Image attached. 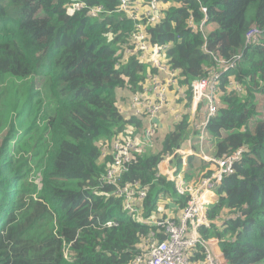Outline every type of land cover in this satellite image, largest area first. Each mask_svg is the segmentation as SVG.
<instances>
[{"label":"trees","instance_id":"trees-1","mask_svg":"<svg viewBox=\"0 0 264 264\" xmlns=\"http://www.w3.org/2000/svg\"><path fill=\"white\" fill-rule=\"evenodd\" d=\"M82 1L104 12L69 14L70 0H0V264H145L149 233L165 237L147 220L167 209L168 200L184 207L188 198L157 166L187 135L191 83L209 67L220 71L212 52L239 58L217 80V111L207 133L216 157L241 152L216 188L210 227L199 231L217 240L228 264H264V118H257V96L264 94V0L158 2L160 17L145 23L146 38L165 46L164 62L177 69L181 89L170 97L183 109L161 140L150 138L153 150L146 149L144 116L129 113L130 96L122 103L118 97L119 90L138 91L155 72L136 52H126L135 22L119 11L121 0ZM201 6L207 8L205 37L188 24L191 15L195 25L201 22ZM254 28L260 33L246 41ZM136 135L143 141L121 182L147 188L136 201L140 219L100 181L112 162L113 139ZM38 173L40 186L33 181ZM107 221L115 225L103 226ZM188 254L191 261L203 259L200 246Z\"/></svg>","mask_w":264,"mask_h":264},{"label":"built area","instance_id":"built-area-1","mask_svg":"<svg viewBox=\"0 0 264 264\" xmlns=\"http://www.w3.org/2000/svg\"><path fill=\"white\" fill-rule=\"evenodd\" d=\"M159 1L121 0L119 6V11L126 12L127 16L135 22V35L131 47L126 52H136L140 61L151 64L155 70L154 73L150 72L148 77L146 76L145 83L129 98L132 104H127L129 112L132 111V113L137 115H143L145 118L147 123L145 130L146 145L151 143L150 138L155 135L156 123L154 119L166 102L169 87L174 85L179 79L177 69L164 62L162 51L165 46H152L146 38L145 23H152L160 17L157 11ZM143 4L144 11L140 14L138 9L143 7ZM70 8L75 12L85 11L94 18L104 12L102 6H89L82 0H70ZM201 12L203 18L199 24L195 25L192 15L189 17L188 24L193 30H198L205 37L207 8L201 6ZM259 33V29H252L247 33L246 41L255 39ZM203 47L206 49L205 46ZM212 56L216 64L220 66V71H215L209 67L206 77L199 78L191 83L190 109L197 114L196 129L202 135V137L197 138L199 149L202 148V145H205V139L208 136L207 125L217 111L214 101L217 80L220 74L232 67L239 58L236 55L224 63L215 57L214 54ZM189 137L194 140V135ZM200 139H203V141ZM142 141L137 136L127 139L115 137L111 144V165L100 177L101 183L113 187L115 195L124 200L125 208L129 212L135 213L138 219L140 217L136 208V200L143 199L146 196L147 188H141L137 181L121 182V177L127 170L128 165L133 162L132 153L136 151L138 144ZM178 151L179 148H176L172 153L165 154L163 160L170 161L177 155ZM240 152L241 150L239 149L233 154L222 157L199 155L202 161L212 163L214 168L201 178L198 186L187 192L188 198L177 223L167 218L157 219L153 222L163 230L165 237L159 239L156 238L154 233L150 234L145 245V264H228L221 254L213 250V243H217V240L202 236L199 229L201 227H210V221L207 216L208 209L204 206L206 194L210 191H215L221 184L223 177L233 172L234 163L239 159ZM173 181L176 182L177 178L174 177ZM176 189L178 192L184 193V188L181 186L177 185ZM106 225L111 227L115 223L107 221L103 226L107 227ZM196 246L202 248L203 259L191 261L188 251H191ZM142 260V256H137L135 263H140Z\"/></svg>","mask_w":264,"mask_h":264},{"label":"crops","instance_id":"crops-1","mask_svg":"<svg viewBox=\"0 0 264 264\" xmlns=\"http://www.w3.org/2000/svg\"><path fill=\"white\" fill-rule=\"evenodd\" d=\"M158 116H156L154 119L155 123L158 119L157 118ZM172 122L174 121L171 120L170 125L166 128L164 132L163 131L159 132L157 130L156 131L157 133L155 132L154 137L159 138L161 140V135L169 130ZM136 136L139 139L143 140V138H140V136L138 135ZM189 136L190 135H188V137L184 136L182 138L179 144V147H178L179 151L177 152V155H175L170 161L161 160L157 166L158 172L160 175L164 176L165 178L169 180H173L174 177L177 178V181L175 182L176 186L179 185L182 188H184L183 192H188L190 189L194 188L195 186H198L201 178L205 176L208 172H211L214 168L212 163L201 160V158L199 157V154H197L198 149L193 148V146L191 145V141H194V140H191L192 137H189ZM205 145H207L206 146L207 151L209 152V153L207 152V154L209 155H206V156L208 157L215 156L216 155L215 146L213 145L209 137H208V143H206ZM146 147H147L146 148L147 150H153V148L155 147V143L153 145L151 141V143L147 144ZM218 199H219L218 194L215 191H210L205 196L204 206L207 209H209L218 201ZM179 208H182V207L178 205L176 200H168V208L161 209V212L159 211L158 213L156 212L155 214H153L152 215L153 217L151 216L148 219L149 220L148 224L155 225V223L153 222L159 218L160 219L167 218L177 223L180 217L181 210L177 213V215H176V211ZM157 228L160 232H162V234H164L163 230L159 229V227ZM151 233H154L156 238H159L158 234L155 231H151L148 237H150ZM212 247L216 253H219L222 256L220 248L218 247V243H213Z\"/></svg>","mask_w":264,"mask_h":264},{"label":"rangeland","instance_id":"rangeland-1","mask_svg":"<svg viewBox=\"0 0 264 264\" xmlns=\"http://www.w3.org/2000/svg\"><path fill=\"white\" fill-rule=\"evenodd\" d=\"M138 11L140 12V14L144 11V4H143V7H140L138 9ZM255 11V6L251 5L248 10H247V18H251L253 13ZM126 15L127 13L124 12ZM88 15V14H87ZM91 17V16H90ZM212 28H214V25L213 24H209L207 26V31L209 32V30H211ZM212 54H214L212 52ZM220 61H223L224 63H226L227 61H229L230 59H222V58H218ZM223 63V64H224ZM220 64V63H219ZM235 64V63H234ZM233 64V66H234ZM151 65V64H150ZM151 68L154 69L151 65ZM231 67H229L228 69H230ZM224 72H227V71H224ZM150 74V72L146 75L148 77V75ZM178 82H176L174 85L170 86L169 87V91H168V94H167V99H166V102L162 108V110L160 111V113L157 115L158 119L156 121V131L158 130L159 132H164L166 130V128L170 125L171 123V120L175 121V120H178L181 118V114H182V104L180 103V100L176 101V98L175 97H170V94L173 93V91H179L181 89V87H179L177 85ZM177 89V90H176ZM182 91H183V87H182ZM136 92V91H135ZM135 92H130V95L128 92L126 91H122V90H119L118 91V97H119V102L122 103L126 100V97L127 95L128 96H133V94ZM7 95H4L3 96V99L1 100V113L3 112V106L6 102V99H7ZM257 102L259 103V115L257 118H264V94L263 95H258L257 96ZM129 102H127V104H132V102H130V100H128ZM130 107V106H129ZM131 109V108H130ZM189 111H190V116H189V125H188V128L186 130L187 132V135H185L186 137H188V135H195L194 136V141H191V145L193 146V148H196L198 149V153L200 156L201 155H209L207 154V145H202V148H198L199 146V142H198V137H202V135H200L199 131L196 129V121H197V114L193 113L192 110L190 109V105L188 107ZM132 110V109H131ZM198 110V108H197ZM134 112V111H133ZM123 114H126L125 112H122ZM129 113H132L129 112ZM165 116V117H163ZM0 129L1 131H3L5 129V116H1V120H0ZM205 137V136H204ZM208 137L205 139V144L208 143ZM204 139V138H203ZM203 139H200L201 141H203ZM136 142V141H135ZM150 146V145H148ZM147 148V147H146ZM137 150V149H136ZM215 152H216V149H215ZM209 153V152H208ZM40 179H41V176H40V173H38L36 176H34L33 178V181H35V184L37 186H40ZM183 197L187 196V192H184L182 193ZM139 200V199H137ZM136 200V201H137ZM185 207V206H184ZM184 207L182 208H179L177 211H176V215L177 213L180 211V215L182 214V211L184 209ZM229 212H232L230 210H228ZM153 217V216H152ZM226 218V217H225ZM114 222V221H113ZM115 223V222H114ZM108 227V225H106ZM160 229V228H159ZM213 241V240H211ZM219 252V251H218ZM63 256L65 258H67V251H64L63 252Z\"/></svg>","mask_w":264,"mask_h":264},{"label":"clouds","instance_id":"clouds-1","mask_svg":"<svg viewBox=\"0 0 264 264\" xmlns=\"http://www.w3.org/2000/svg\"><path fill=\"white\" fill-rule=\"evenodd\" d=\"M72 11H73L72 8H69V9H68L69 14H72ZM215 192H216V190H215ZM187 196H188V195H187ZM228 218H229V217L227 216L226 219H228ZM147 221H148V220H147ZM105 223H106V222H105ZM147 223H148V222H147Z\"/></svg>","mask_w":264,"mask_h":264}]
</instances>
